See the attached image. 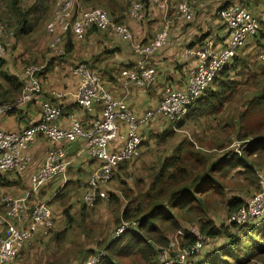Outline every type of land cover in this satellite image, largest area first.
Instances as JSON below:
<instances>
[{"label": "built area", "instance_id": "1", "mask_svg": "<svg viewBox=\"0 0 264 264\" xmlns=\"http://www.w3.org/2000/svg\"><path fill=\"white\" fill-rule=\"evenodd\" d=\"M167 1L146 0L150 6L160 10L165 9ZM246 1L248 0L229 3L217 12L224 25L225 46L218 47L211 37H207L200 44L186 48L185 55L192 58V63L186 70V87L178 89L171 85L164 86L158 106L142 115L132 113L124 99L114 97L103 88L100 77L88 64L79 62L71 70L77 79L75 102L86 113H92L95 105L100 106L99 118L84 127L76 115L67 114L69 125L66 128L57 127L55 122L63 116L60 103L65 93L51 89L49 94L53 100L42 102L38 122L20 131H6L2 128L3 116L10 111L24 109L43 92L40 81L42 64H29L23 67L17 77L23 84L20 96L13 102L0 103V173L24 171L29 163L26 152L28 145L38 135H43L50 140L51 147L39 169L30 177L33 187L39 188L66 172V150L62 146L63 143L81 140L87 156L98 162L97 169L89 173L87 179L89 189L83 195V201L91 206L97 199L96 196L106 199L107 194L104 189H100L99 184L112 179V171L119 161L140 155L139 148L143 140L141 127L154 116H161L170 122L176 121L185 113L187 106L209 88L217 73L232 63V59L238 55L249 39L257 35L261 17L249 10ZM4 2L5 0H0V13ZM200 2L201 0H180L177 4L179 14L190 17L194 7ZM143 8L142 1L131 4L134 15ZM91 26H95L100 31L112 32L122 41L131 44L133 52L139 55V60L133 68L120 71L123 86L133 84L147 89L154 83L156 70L150 65L148 58L167 44L168 23L164 24L147 44H142L134 39L126 24L113 21L106 9L95 7L81 12L77 10V0H57L44 32L48 37L47 44L51 54L57 58L64 55L62 41L65 33L70 32L76 40H82ZM12 38L13 32L9 29L6 18L0 17V58L6 55ZM257 59L264 62V46L258 51ZM118 142L121 143L117 144ZM26 199V195L0 197L2 208L0 226L3 227L0 233V264H8L18 256L21 248L29 241L33 229L40 228L41 234L47 235L49 228L52 227L49 208L37 204L29 210ZM263 214L264 193L260 192L248 199L242 209L231 214L228 223L247 224ZM126 229L127 225L120 226L114 232V236ZM196 229L193 227L190 231L194 233ZM172 245L173 243H170V246ZM190 251L193 253L194 249L187 248L180 256L184 258ZM98 260L99 257H91L87 264H95Z\"/></svg>", "mask_w": 264, "mask_h": 264}, {"label": "trees", "instance_id": "2", "mask_svg": "<svg viewBox=\"0 0 264 264\" xmlns=\"http://www.w3.org/2000/svg\"><path fill=\"white\" fill-rule=\"evenodd\" d=\"M44 1L30 0V5L26 9H22L17 4L18 0H13V2L9 0L7 3V9H9H5L3 13L8 15L7 21L10 22L11 26L13 25L16 30H20V35L27 34L33 24L38 23L37 20L43 16L45 9H49L48 4L50 0H47L43 8L37 9ZM78 1H81L83 4L91 2V0ZM102 8L108 11L113 21L123 24L118 19H115L109 11L108 6H103ZM91 29L98 31L95 26H91L88 31ZM69 36H72L70 32L65 33L63 36L62 45L65 50L70 46ZM201 38L204 37L202 36ZM254 58L253 51L248 54L240 52L239 55L232 59V63L229 66L223 67L217 73L209 88L187 106L185 112H190L191 108L196 112L195 116L191 119L192 121L203 117L208 118V116L216 114H221L222 118L218 119L215 127H209V129L211 128V133L205 134V131H201V134H204L205 140L203 141L206 142L200 140L197 143L187 140L186 137L180 138L176 143L173 155L162 162H157L153 166L150 174L151 183L147 189H139L137 196L133 195L130 198V204L123 207V204L120 203V212L116 217L118 226L113 230L116 231L120 226L127 225L126 230L116 237L112 232L106 239H98V244H96L97 246H101L102 249L94 246L81 247L80 250L76 251L69 243L66 233L71 232V227H74L73 217L69 213V208L71 207L69 204L62 211L66 216L67 224L55 231L51 238L52 244L55 243V247L59 245L65 247L67 252L66 257L62 261L59 258L47 264H87L91 257H99V260L95 264H121L118 258L128 256L129 254L134 255L136 252L145 253L146 251L147 256L148 251H150L147 247H150L151 244L145 236L155 232L157 223H160L159 221L170 220L171 225L176 228L178 224L174 220V211H195L199 214L198 219H200L205 213L204 205L200 203L201 194L203 192L208 194L213 190H217L219 194L226 191L227 185L225 186L219 179L228 175L229 170H227V166L234 170V174L237 177L239 175H248L251 179L252 190L240 189V192L261 190L259 192L264 193V182H262L264 179V168L262 170L263 174L258 175V168L255 163L253 160H248L247 158L256 154L255 149L259 143H264V62H257ZM1 64H5L2 59H0ZM90 68L92 69L93 67ZM0 76L8 84V87L0 94L3 98V101L1 100L0 103L11 102L19 94L23 85L1 71ZM2 80L0 79V87L2 86ZM36 99L37 97L32 101ZM232 107H235L234 114L229 112V109H232ZM165 122L174 124L179 128L184 125L186 119L184 116L183 119L177 122H170L168 120H165ZM227 130L232 139L225 144L218 136L220 132L222 134V132ZM172 134L173 132L169 131L160 136L162 138H169ZM255 137L261 139L256 142H249ZM233 141H235L234 144H232ZM68 144L63 143L62 146L65 150H67ZM208 149L214 150L213 154H209L208 160L205 161L203 151ZM217 149H220V152H217ZM136 158L119 161L112 171V178L113 176L116 178L122 176V173L123 175L126 174L124 168L127 169L129 162ZM23 172H9L17 174L19 177L18 181L21 182V185H25L22 193L28 188V179L24 180ZM3 179L5 178L0 173V185L13 184V180L5 181ZM60 181L63 182V185L53 188L54 183L57 184ZM78 181L77 179L66 180L65 172L63 175L48 181L36 192L32 193L30 195L32 202L29 199V205L44 203L48 206L49 200L54 195L55 197L58 196V192H62V198L66 200L71 199L72 195L69 189L65 188L70 185L72 189V185H79ZM209 181H212L215 186H211ZM103 184L105 183L101 182L100 187ZM86 186L87 180L84 182V187ZM51 188L53 189L50 191ZM20 192L16 196H20ZM105 192L107 194L106 190ZM255 194L253 193L246 197H242L240 194H237L238 196L234 195L228 201L229 205L226 208L228 213L231 215L242 209L246 201ZM111 196L112 201L120 202V198L116 194H112ZM104 200L97 198L95 204L99 201L104 202ZM82 204V209L91 207L85 203ZM51 229L50 227L49 230ZM199 230L210 238L215 239L220 237L226 239L219 245V248H216L218 250L214 253H208L209 256L204 258L205 260H203V255H200L199 258H196V262L202 261V264H229V262L231 264H264V214L250 223L241 225L227 223L225 227L220 229L210 225L209 222H201ZM73 252L75 253L73 254Z\"/></svg>", "mask_w": 264, "mask_h": 264}, {"label": "crops", "instance_id": "3", "mask_svg": "<svg viewBox=\"0 0 264 264\" xmlns=\"http://www.w3.org/2000/svg\"><path fill=\"white\" fill-rule=\"evenodd\" d=\"M138 1L143 2L144 8L134 15L131 11V4ZM179 1L168 0L165 9L160 10L150 6L146 0H91L87 4L77 0V10L81 12L93 7L108 6L115 19L126 24L134 39L142 44H147L164 24H169L167 44L148 58L150 65L156 70V78L152 86L147 89L139 88L133 84L126 87L122 85L120 71L125 68H133L139 60V55L133 52L131 44L122 41L110 31L87 30L82 40H76L73 36H69L70 46L67 47L64 55L58 58H54L49 52L46 35L41 37L38 31L31 29L29 33L17 36L15 47L11 53L8 52L2 58L6 69L0 71L22 84L17 77L24 65L27 63L42 64L40 81L43 92L24 109L6 113L3 116L2 128L6 131H20L24 127L38 122L42 102L53 100L49 94L51 89L65 93V97L60 103L63 116L55 122L57 127L66 128L69 125L67 114L76 115L85 127L94 119L99 118L101 115L100 106L95 105L92 113H86L75 102L74 93L77 88V79L71 70L79 62L93 67V71L100 77L103 88L114 97L124 99L135 115H142L144 112L156 108L162 99L164 86L185 88L186 70L192 63V58L185 55V49L200 44L205 37H211L218 47L225 46L224 25L217 12L223 6L229 3H238L240 0H201L194 7L190 17L179 14L177 7ZM46 2L47 0L37 8H43ZM246 4L253 14L261 17L260 24L264 22V0H248ZM202 36L204 38L200 39ZM252 39L254 40L252 43L253 55L258 62V51L264 46V29L260 30ZM248 44L249 41L246 45ZM243 49L239 53L246 54L251 51ZM20 64L24 65L20 66ZM19 95L20 92L11 102L18 99ZM185 115L182 114L176 122L183 119ZM160 117L154 116L149 123L141 127L142 138L144 135L161 133L165 130L164 125L166 127L168 123ZM50 147L51 142L38 135L26 149L29 163L22 172L24 180L28 179V189L24 190L20 196H27L28 205L30 195L40 188L33 187L30 181L31 174L39 169ZM66 148V180L82 179L98 166L97 161L87 156L83 141L74 140ZM62 183L61 181L57 184L54 183L53 188L60 187L63 185Z\"/></svg>", "mask_w": 264, "mask_h": 264}, {"label": "rangeland", "instance_id": "4", "mask_svg": "<svg viewBox=\"0 0 264 264\" xmlns=\"http://www.w3.org/2000/svg\"><path fill=\"white\" fill-rule=\"evenodd\" d=\"M8 1L5 0L3 10L0 13V17H4L7 20V14L3 13L5 9H7ZM13 2V0H10ZM178 1V0H177ZM57 0L49 1V9L46 8L42 17L39 18L38 23H34L30 29L33 31H38L39 36L45 37V25L50 20L52 16V12L56 6ZM17 4L22 9H26L27 6L30 5V0H18ZM12 8V7H11ZM9 9V8H8ZM7 9V10H8ZM39 9V8H37ZM9 29L13 32L12 43L7 51V53H11L12 49L15 47L17 36L20 35V30H16L15 27L9 21H7ZM10 24V25H9ZM30 24V23H29ZM264 22H262L259 26L258 32L264 29ZM29 33V32H28ZM47 43H48V37ZM254 40L251 38L249 40V44L244 47L243 50H251L253 47ZM47 48L48 44H47ZM251 51L249 53H251ZM49 52L51 53L50 49ZM6 53V54H7ZM248 54V53H246ZM2 59V58H0ZM255 59V58H254ZM252 60V58H251ZM37 64V63H30ZM24 64H20L23 66ZM29 65L28 63L24 65L26 67ZM39 65V63L37 64ZM6 69L5 64L0 65V70ZM2 80V77L0 76ZM3 81V80H2ZM0 87V94L4 89L8 87L4 81ZM152 86V85H151ZM150 86V87H151ZM149 87V88H150ZM163 94V89H162ZM20 96V95H19ZM17 95L15 96V98ZM0 100L3 101V98L0 96ZM9 103V102H3ZM236 104V103H235ZM236 107V106H235ZM235 107L229 109L230 113H235ZM195 113L192 108L189 111L185 112L186 122L181 127H176L174 124H168L166 127L164 125L165 130L162 133H154L144 135L140 146V155L138 158L129 162V166L124 168L126 174L119 177H114L105 182L101 187L107 191L108 198L103 201H99L97 204L91 205L90 208H83L82 203L83 195L89 189L88 183L87 186L84 187V182L88 179L89 174L82 179L79 178V185H72V189L70 185L67 188L72 195L71 199H65L61 197L62 192H58L49 200L48 206L50 212L52 213V229L48 231L47 235H41V229L35 228L31 232V237L29 241L21 248L18 256L8 264H47L48 262H54V259H59L62 261L66 257L65 247H55V243L52 244L51 238L53 237V233L64 225H66V216L62 213V211L70 204L69 213L73 217L74 227H71V232L67 233V239L69 243L74 247V250L78 251L81 247H97L102 249L101 246H97L98 239H106L108 235H114L115 229L118 225L116 222V217L120 212V203L124 205L130 204V198L133 195L137 196V191L139 189H147L149 184L151 183L150 174L153 166L157 162H162L163 160L168 159L173 155L175 151V146L177 141L180 138L186 137L187 140H192L197 143L204 139V134H201V131H205V134L211 133L210 126H216L218 119L222 118L221 114L211 115L210 117H203L197 120H191ZM190 116V117H189ZM181 117V116H180ZM179 117V118H180ZM176 123V122H175ZM173 132L172 136L169 138H162L160 135L166 132ZM229 131L220 132L219 139L224 141V143H228L232 137H230ZM43 136V135H41ZM224 136V138H222ZM45 137V136H43ZM46 138V137H45ZM50 141V140H49ZM233 141L232 144H234ZM205 144V143H204ZM233 146V145H231ZM214 148V147H213ZM223 149V148H221ZM214 150V149H213ZM213 150L208 149L203 151V157L205 161L208 160L209 154H213ZM220 149H217V152ZM256 154L248 156V160H253L256 167L258 168V175H262V170L264 168V143H259L255 149ZM193 161V160H192ZM196 166V165H195ZM196 168V167H195ZM228 168V175L225 177H221L219 180L227 188L224 193H217V190H213L210 193L206 194L203 192L201 194L200 203H202L205 208V213L198 219L199 214L195 211H174L173 216L174 220L177 222L178 226L175 228L171 225L170 220L167 221H159L155 232L149 233L145 236V238L150 242L151 246L147 247L150 251H148L146 256L145 253L136 252L134 255L129 254L125 257H120L121 264H202V261H197L196 258H199L200 255H203L204 258L208 257V253H214L216 248H219V245L225 241L220 237L218 238H210L203 232L199 230V226L201 222H209L210 225L215 226L216 228H223L228 223V219L230 218V214L227 211V207L229 205L228 201L234 197V195L240 194L242 197H246L247 195H251L253 193H260L259 191H248V192H240L241 190H252L250 178L248 175H239V177L234 174V170L231 167ZM97 169L94 168L95 171ZM123 169V168H122ZM92 170V172H93ZM5 179V181L13 180V184H4L0 185V196L2 195H11L13 197H17L16 194L20 192L22 194V189H24L25 185H21V182L18 181V175L15 173H1ZM234 175V176H233ZM86 179V180H85ZM85 180V181H84ZM211 186H215L212 181H209ZM101 184V183H100ZM99 184V187H100ZM100 187V189H101ZM28 189V188H27ZM64 189V190H65ZM62 190V191H64ZM116 194L120 198V202H114L111 200V195ZM206 194V195H204ZM238 196V195H237ZM96 198H100L96 196ZM110 198V200H109ZM102 199V198H100ZM82 200V201H81ZM31 201V199H30ZM129 201V203H128ZM32 202V201H31ZM47 202V201H46ZM45 205L44 203H41ZM86 204V203H85ZM37 205L36 203L28 205V209L32 210V208ZM87 205V204H86ZM88 206V205H87ZM2 212V208L0 207V213ZM230 224H235L231 223ZM189 224L188 226H186ZM196 227V232L192 233V228ZM3 227L0 226V233L2 232ZM113 230V231H112ZM189 231V232H186ZM198 232V234H197ZM97 243V244H96ZM170 243H173L170 246ZM198 243V245H196ZM201 243V244H200ZM192 247L194 249V254L190 251L187 255L182 258L180 255L187 248ZM153 248V250H152ZM190 250V249H188ZM132 251V249H131ZM75 252H73L74 254ZM145 254V255H144ZM205 254V255H204ZM229 264H231L229 262ZM260 264V263H259Z\"/></svg>", "mask_w": 264, "mask_h": 264}, {"label": "water", "instance_id": "5", "mask_svg": "<svg viewBox=\"0 0 264 264\" xmlns=\"http://www.w3.org/2000/svg\"><path fill=\"white\" fill-rule=\"evenodd\" d=\"M259 139H261V138H259V137H255V138L251 139L249 142H256V141L259 140Z\"/></svg>", "mask_w": 264, "mask_h": 264}]
</instances>
